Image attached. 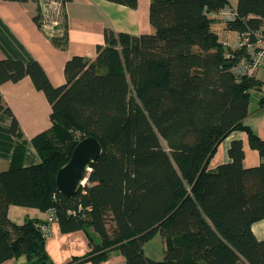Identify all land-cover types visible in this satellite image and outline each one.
Masks as SVG:
<instances>
[{
  "label": "trees",
  "instance_id": "trees-1",
  "mask_svg": "<svg viewBox=\"0 0 264 264\" xmlns=\"http://www.w3.org/2000/svg\"><path fill=\"white\" fill-rule=\"evenodd\" d=\"M53 1L63 17L72 0ZM107 1L137 6V0ZM225 9H231L227 0H151L152 34L106 29L94 61L74 56L66 62L61 87H53L36 62L0 61V84L28 77L51 106V127L31 140L40 162L0 172V264L20 256L27 264H50L48 225L12 223V206L51 212L64 234L91 228L100 243L88 238L90 251L73 263L100 264L118 251L125 264H264V240L251 229L264 219V140L244 124L250 93L261 83L232 72L243 53L225 54L212 30ZM231 11L234 20L220 19L238 35L251 38L262 28L264 0H238ZM42 15L34 21L43 30ZM46 35L66 47L65 25ZM0 112L12 119L15 150H23L18 122L1 97ZM233 131L247 134L261 163L244 168L237 140L229 162L209 170ZM87 137L98 141L102 153L85 185L65 196L56 174ZM155 233L164 240L162 261L143 253Z\"/></svg>",
  "mask_w": 264,
  "mask_h": 264
},
{
  "label": "crops",
  "instance_id": "crops-1",
  "mask_svg": "<svg viewBox=\"0 0 264 264\" xmlns=\"http://www.w3.org/2000/svg\"><path fill=\"white\" fill-rule=\"evenodd\" d=\"M45 1L47 0L17 3L0 0V61L36 62L53 87L65 85L64 67L72 57L79 56L90 61L96 59L97 47L103 45L106 29L130 36L153 33L149 22L151 0H137L134 9L107 0H72L63 7L65 15L62 19L59 21L54 16L42 30L34 21V17L48 7L44 4ZM227 1L229 7L234 9L238 0ZM58 4L53 0L48 3L50 9L57 10ZM214 18L212 30L221 44H227L224 46L225 54L231 52L235 49L238 34L229 30L220 17ZM60 23L62 28L66 26L67 44L64 49L56 47L46 35L47 32L52 33ZM255 77L261 83V89L250 93L249 116L244 124L264 140V107L259 105L260 99H264V63ZM0 97L17 120L22 140L25 142L23 150H15L18 141L10 130L12 119L0 112V172L38 164L40 160L31 140L51 127V106L44 92L37 90L31 79L26 77L16 83L0 84ZM252 101L255 103L253 110L250 109ZM237 140L242 142L244 168L261 163L258 152L252 150L248 144L247 134L243 131H233L219 144L208 163L209 170L229 162V147ZM8 218L16 225L23 224L27 219L48 225L45 250L50 264H92L90 261L72 262L74 258L83 257L90 251L88 238L94 243H100L99 237L91 228L64 234L51 212L27 207H10ZM251 229L258 240H264V219L252 223ZM2 264H27V260L20 256L7 259ZM100 264H125V259L118 251H113L107 260Z\"/></svg>",
  "mask_w": 264,
  "mask_h": 264
},
{
  "label": "water",
  "instance_id": "water-1",
  "mask_svg": "<svg viewBox=\"0 0 264 264\" xmlns=\"http://www.w3.org/2000/svg\"><path fill=\"white\" fill-rule=\"evenodd\" d=\"M101 153V146L94 137L81 140L74 148L69 161L56 174L58 191L65 196H73L86 183L88 169Z\"/></svg>",
  "mask_w": 264,
  "mask_h": 264
},
{
  "label": "built area",
  "instance_id": "built-area-1",
  "mask_svg": "<svg viewBox=\"0 0 264 264\" xmlns=\"http://www.w3.org/2000/svg\"><path fill=\"white\" fill-rule=\"evenodd\" d=\"M234 16V12L230 9H225L219 14V17L225 22L234 20ZM224 45L227 46V44ZM234 51H242L243 54L235 61L232 72L237 76L255 77L264 63V23L262 28L256 31L251 38L238 35Z\"/></svg>",
  "mask_w": 264,
  "mask_h": 264
},
{
  "label": "rangeland",
  "instance_id": "rangeland-1",
  "mask_svg": "<svg viewBox=\"0 0 264 264\" xmlns=\"http://www.w3.org/2000/svg\"><path fill=\"white\" fill-rule=\"evenodd\" d=\"M46 5L48 7H45L44 12H43V10L41 11V14L43 13L45 18L48 17L47 22H46V26L49 25L50 21L53 20L54 16H56L57 17L56 19L60 21V19H62L61 15L59 14L60 10L50 9L49 8L50 6L47 3H46ZM57 28H60V30H61V28H62L61 23L57 25ZM254 107H255V103L252 101L250 109L253 110ZM164 250H165L164 240L159 235V233H155V235L150 239V241L146 245H144V247H143L144 255H146L148 258H150L154 261H162L163 260Z\"/></svg>",
  "mask_w": 264,
  "mask_h": 264
}]
</instances>
